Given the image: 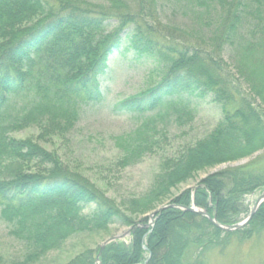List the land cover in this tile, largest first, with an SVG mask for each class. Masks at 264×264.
<instances>
[{"label":"trees","instance_id":"16d2710c","mask_svg":"<svg viewBox=\"0 0 264 264\" xmlns=\"http://www.w3.org/2000/svg\"><path fill=\"white\" fill-rule=\"evenodd\" d=\"M169 5L190 15L200 33L211 31L207 44L169 43L156 33L153 14ZM122 49L156 62L163 75L155 87L116 103L113 114L156 113L178 102L188 105L192 97H210L224 113L208 137L165 159L149 191L125 204L69 170L54 152L11 135L34 125L57 124L61 117V133L74 128L77 97L94 104L103 99L101 79L112 54ZM48 55L62 59L65 80L49 65L48 76L34 75L37 62ZM233 78L249 90L240 89ZM28 92L32 102L7 120L3 115L12 97ZM154 122L115 137L122 152L116 165L126 169L161 148L165 136ZM260 151L264 0H0V215L27 250L19 262L0 255V264H36L77 234L78 226L98 230L113 224L134 226L132 243L110 244L101 264H204L210 249L225 246L221 236L248 240L264 231V203L237 232H223L205 217L175 208L158 215L154 227L147 221L139 227L124 209L133 214L149 210L203 170ZM31 163L37 172L25 171ZM197 185L174 203L189 207L193 200L221 224H235L246 210V196L264 192V154L244 166L214 172ZM97 255L88 251L70 264H95Z\"/></svg>","mask_w":264,"mask_h":264},{"label":"rangeland","instance_id":"374dc122","mask_svg":"<svg viewBox=\"0 0 264 264\" xmlns=\"http://www.w3.org/2000/svg\"><path fill=\"white\" fill-rule=\"evenodd\" d=\"M153 17L154 20L151 23L156 27V33H161L160 36L166 42L189 43L196 47L199 44H207L210 40L211 31L206 29L200 33L196 22L190 15L183 13L180 6H176L175 9L170 6L163 12L158 10L154 12ZM52 58L48 55L44 56L42 62L38 61L34 75L48 76L54 68L55 71L52 73L55 76L61 73V81L65 80L66 74L63 73L65 71H62L60 68L62 66L59 64L62 59L53 56ZM109 61L107 73L101 79L103 99L94 104L88 103L85 97H77L78 121L74 128L61 133L60 129L64 127V124L63 127L57 126L59 123H64L61 117L59 118L61 121L56 119L57 124L47 122L41 127L34 125L11 135L17 140H33L43 149L54 152L69 170L88 177L106 193L107 197L116 200L119 204H125L130 198L139 197L149 191L154 176L159 172L160 164L165 159L180 155L184 149L208 137L221 122L224 113L221 106L212 102L210 97L203 100L192 97L188 105L178 102L175 107L167 106L156 113L115 115L113 109L116 103L155 87L162 79L161 71L163 70H160L161 67L156 62L145 58L140 59L134 51L130 50L115 51ZM48 65L51 67L49 70H47ZM236 79L233 78V82L240 87ZM241 88L249 90L245 85ZM246 92L248 93V91L244 93ZM32 99L30 92L12 97L3 116H7V120L12 118L9 116H16L18 112L29 106ZM148 120L155 121L160 133L163 132L165 136L162 139L161 148L155 154L148 155L138 164L128 166L126 169L116 165L122 152L116 145L115 137L135 131ZM159 136L162 138L160 134ZM261 154H264V151L241 161L203 170L191 181L181 183L178 188L172 190L168 198L151 206L149 210L135 214L131 211L127 212L126 209L124 211L135 225L146 221L150 224L149 216L154 211L163 206L175 204L174 199L177 196L188 189L195 190L202 179L223 169L244 166ZM35 166V163H31L26 166L25 171L37 172ZM261 194L262 192H257L246 196L244 199L246 210L240 214L236 223L247 219L256 199ZM191 195L194 197V192ZM193 205L195 206L192 200L190 206ZM130 227L131 225L127 227L113 224L94 230L78 226L77 234L68 237L65 242L48 252L36 264H70L78 257L87 255L88 251L99 253L104 242L128 232ZM10 231L11 226L4 222L0 215V255L11 262L23 261L27 251L26 246L12 236ZM258 233L248 240L240 239L238 236H232V238L221 236L222 239L224 238L225 246L210 249L206 253L204 264H264V231ZM131 240L130 235L120 241L131 245ZM144 248L146 249V246ZM98 256L99 254L96 259ZM95 264L99 263L95 262Z\"/></svg>","mask_w":264,"mask_h":264},{"label":"water","instance_id":"95a60500","mask_svg":"<svg viewBox=\"0 0 264 264\" xmlns=\"http://www.w3.org/2000/svg\"><path fill=\"white\" fill-rule=\"evenodd\" d=\"M263 203H264V194H262L261 196H259L256 199L255 205L252 208V210L250 211L249 216L247 217V219H245L242 222L236 223L235 225H228V224L223 225V224H221L218 221L217 217H212L206 210H201V209L195 207L194 205L191 206V207H187V206H184V205L179 206L177 204H171V205H168V206H163V207H161V209L154 211L149 216V219L151 220V223H150L149 226H154L155 225L156 216L160 215L165 210H169V209L175 208V209H179L181 211L184 210L185 212H188V213H191V214H193V213L197 214V215H199L200 217H203V218L205 217L214 227H217L218 229H220L223 232H226V231L227 232H237V230H242V229L247 227V225L255 217V214H256L257 210L259 209V207L261 205H263ZM140 225H138V226H140ZM133 229H134V227H130L128 232H126L124 234H120V236L110 238L109 240L104 242V244H102L101 247H100L97 263L100 264V257L103 254L102 252L109 246V244L117 242V241H120V240L126 238L127 236H130V234H131Z\"/></svg>","mask_w":264,"mask_h":264}]
</instances>
